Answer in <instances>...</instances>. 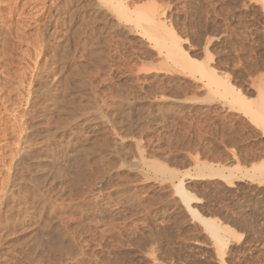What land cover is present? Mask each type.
Returning a JSON list of instances; mask_svg holds the SVG:
<instances>
[{
    "label": "rangeland",
    "instance_id": "1",
    "mask_svg": "<svg viewBox=\"0 0 264 264\" xmlns=\"http://www.w3.org/2000/svg\"><path fill=\"white\" fill-rule=\"evenodd\" d=\"M51 1L0 0V264H264V0H121L124 16L72 0L45 28ZM83 17L100 45L83 47ZM35 36L73 45L58 63L79 107L30 132ZM54 70L38 82L57 83ZM199 215L220 224L223 248Z\"/></svg>",
    "mask_w": 264,
    "mask_h": 264
},
{
    "label": "bare ground",
    "instance_id": "2",
    "mask_svg": "<svg viewBox=\"0 0 264 264\" xmlns=\"http://www.w3.org/2000/svg\"><path fill=\"white\" fill-rule=\"evenodd\" d=\"M51 1V0H50ZM102 2H103V4H105L106 6H108V7H111L114 11H116L119 15H122V16H124V15H128V10H129V8L127 7V5H125L124 4V2L123 1H121V0H101ZM133 1V0H132ZM137 1V0H136ZM131 2V1H130ZM74 2L72 1V0H52L51 1V4L49 5L48 4V6H46L45 5V8H44V10L42 11V14H40V15H45V12L46 13H48L47 14V16H46V18L47 19H45V16H44V19H45V23H43V25H45V28L46 27H52V26H54V25H60L61 23H60V21H59V19L61 18L60 16H61V14L62 13H64L65 11H67L70 7H71V5L73 4ZM132 3V2H131ZM129 4V3H128ZM131 5V4H130ZM129 5V6H130ZM42 6H43V4H42ZM73 6V5H72ZM75 6V5H74ZM136 6V5H135ZM48 7H49V10H47L48 9ZM133 7V6H132ZM41 8V7H40ZM77 8V7H76ZM82 8V7H81ZM135 8V7H134ZM54 9H56V10H54ZM72 9H73V7H72ZM72 9H70V11L72 10ZM75 9V8H74ZM41 10H42V8H41ZM76 10H78V9H76ZM76 10H74V11H76ZM84 10V9H83ZM131 10V9H130ZM40 11V10H39ZM53 11H55V12H53ZM70 11H69V13H70ZM73 11V10H72ZM72 11H71V14H72ZM68 12V11H67ZM66 13V12H65ZM69 13H67V14H69ZM75 13V12H74ZM85 13V12H84ZM102 13H104L103 11H102ZM133 13V12H132ZM131 13V14H132ZM83 14V13H82ZM82 14H80L81 16H82ZM63 15H65V14H63ZM77 14H75V16H76ZM79 15V14H78ZM79 15V17H81ZM85 15V14H84ZM39 16V15H38ZM58 16V17H57ZM69 16V15H68ZM71 16V15H70ZM69 16V17H70ZM90 16V15H89ZM105 16V15H104ZM131 16V15H130ZM134 16V15H133ZM132 16V17H133ZM36 17H37V15H36ZM57 17V18H56ZM60 17V18H59ZM85 17H86V15H85ZM85 17H83L84 19H81L82 21V23H83V25L84 26H82V30H80V32L82 31L83 32V35H82V38H83V40L81 41L82 42V45H83V47H89V46H97V44H99L100 45V39H99V37L97 36V35H95V34H93L94 33V29H96L94 26H92L94 29H90V26L89 25H91L89 22H87V21H89V20H86V18H88V16L85 18ZM93 17V16H92ZM153 17H154V14H153ZM152 17V20L154 19ZM62 18H65V17H63L62 16ZM71 18V17H70ZM91 18V17H90ZM127 18V17H126ZM131 18V17H130ZM138 18V14H137V16H136V19ZM67 19H69V18H67ZM78 19V18H77ZM94 18H92V20H93ZM144 19V18H143ZM16 20V19H15ZM61 20V19H60ZM70 20V19H69ZM68 20V21H69ZM79 20V19H78ZM77 20V21H78ZM95 20V19H94ZM111 20V19H110ZM126 20H128V19H126ZM133 20V19H132ZM146 20H149V18H148V16L146 15ZM67 21V20H66ZM65 21V22H66ZM71 21V20H70ZM73 21V20H72ZM74 21H75V19H74ZM96 21V20H95ZM54 22V23H53ZM65 22H63V23H65ZM79 22V21H78ZM78 22H76V23H78ZM90 22H93V21H90ZM133 21H131V23H132ZM60 23V24H59ZM80 23V22H79ZM82 23H81V25H82ZM94 23V22H93ZM40 25V24H39ZM42 25V26H43ZM70 25V24H69ZM72 25V24H71ZM94 25H95V23H94ZM134 25V24H133ZM41 26V25H40ZM61 26V25H60ZM79 26V25H78ZM112 26H113V24H112ZM135 26H138V23L136 24L135 23ZM59 27V26H58ZM76 27H77V25H76ZM76 27H75V29H76ZM143 27H145V26H143ZM44 28V29H45ZM80 29V28H79ZM78 28H77V31L79 30ZM3 30V29H2ZM7 30V29H6ZM68 30V29H67ZM73 30V29H72ZM8 31V30H7ZM69 31V30H68ZM67 31V32H68ZM75 31V30H74ZM73 31V33H70V32H72V31H70V32H68V34L70 33V34H74L75 36L77 35H81V33L78 31V32H76V34H75V32ZM96 31H97V29H96ZM101 31V30H100ZM152 31V30H151ZM156 31V30H155ZM6 32V31H5ZM43 32V31H42ZM65 32H66V30H65ZM93 32V33H92ZM147 32V31H146ZM8 33H10L9 31H8ZM53 33V32H52ZM77 33H80V34H77ZM119 33V32H118ZM112 34V33H111ZM150 34V33H149ZM10 35V34H9ZM8 35V36H9ZM63 35V34H62ZM65 35H67V34H65ZM5 36H7V35H5ZM40 36H41V34H40ZM73 36V35H72ZM37 37H39V36H37ZM36 36H35V38H37ZM60 37H62V36H60ZM64 37V36H63ZM63 37H62V39H63ZM80 37V36H79ZM35 38H33V39H35ZM47 38V37H46ZM64 38H67V36L66 37H64ZM69 38V37H68ZM70 38H71V36H70ZM77 38V37H76ZM154 38V37H153ZM0 39H2V38H0ZM4 39V41L7 39V38H3ZM58 39H59V37H58ZM72 39H73V45H74V42L75 43H77L76 41H74V36L72 37ZM29 40V39H28ZM69 40H71V39H69ZM76 40H78V38L76 39ZM30 41H32V40H30ZM35 42H32L33 43V45L35 46V47H37V51H36V55L37 56H39V55H41V58L38 60V66L36 67V72H35V74L33 75V77L28 81V84H27V89H26V91H27V95L26 96H24L25 98H24V100H25V105H27V109L25 110V112H24V115L23 116H26V119H24L23 117V119H24V121L23 122H25L26 124H28L27 125V128L29 127V129H31V131L30 132H32V127L33 126H35V124L33 123V121L34 120H32V119H34V118H37V117H41V119L42 118H44V120L46 121L44 124H51V123H53V122H56V121H52V119L53 118H51L54 114H52L53 113V111H56L57 110V112L58 111H64L67 107V110H69V112H70V109H69V105H72V107L74 108L73 110H77L78 109V107L79 106H76V105H74V104H77L75 101H76V98L77 97H79V95H78V93H76L77 92V90L75 91V84L74 83H76V82H71L69 79H71L70 78V76H69V78H68V76H62V73H63V71H62V73H61V71L60 70H62L63 68H61L60 69V67H59V64H60V66H61V62H63V61H65L64 60V57L65 58H67V56H65L66 55V50L67 49H69V48H67L66 50H63V49H65L66 48V46H64L62 43H63V41H64V43L66 42V40H62V41H57V43L55 44V42H52V43H54L53 45H51V44H49L48 43V41H45V36H44V38H42V37H40V38H37V40H34ZM43 41H45V42H43ZM50 41V40H49ZM157 40H155V42H156ZM39 42H42L41 44L39 43ZM3 43V42H2ZM31 43V44H32ZM37 43H39V44H37ZM66 43H69V42H66ZM105 43V42H104ZM102 44H103V42H102ZM72 45V44H71ZM72 45V46H73ZM176 45V44H175ZM72 46H71V48H72ZM75 46H77V45H75ZM74 46V47H75ZM3 47V46H2ZM34 47V48H35ZM73 47V48H74ZM99 47V46H98ZM4 48V47H3ZM71 48H70V50H71ZM76 48V47H75ZM97 48V47H96ZM36 50V49H35ZM50 50H52V54H50V56H46L47 54L46 53H48V51H50ZM60 50H62L61 52H60ZM70 50H67V51H69L70 52ZM73 50V49H72ZM75 50V49H74ZM73 50V51H74ZM88 51H89V49H87ZM93 50V49H92ZM92 50H91V52L90 53H92ZM96 52V51H95ZM88 53V52H87ZM94 53V52H93ZM169 53V52H168ZM46 54V55H45ZM68 54V53H67ZM71 54V53H70ZM96 54V53H95ZM90 55V54H89ZM45 56V58H43ZM71 57H73L72 55H70ZM69 56V57H70ZM48 57V58H47ZM93 57V56H92ZM68 59V58H67ZM66 59V60H67ZM71 59V58H70ZM93 59V58H92ZM60 60H63V61H61L60 63H58ZM35 61V60H34ZM68 61V60H67ZM74 61V60H73ZM66 62V61H65ZM64 62V63H65ZM64 63L62 64V66L64 65ZM37 64V63H36ZM70 64V63H69ZM46 65V66H45ZM44 66L45 67H47L48 68V66H49V69L47 70L46 68H44ZM51 66V67H50ZM63 67H65V66H63ZM67 68H69L68 66H67ZM55 69V70H54ZM60 69V70H59ZM70 69V68H69ZM52 70H54L55 71V73L56 72H59L60 71V76H59V78L58 79H56L57 81H55V82H57V83H54V84H52L51 86H48L49 85V83L48 84H44V85H42L41 83H39L38 82V79L39 78H47L48 76H50V74H51V72H52ZM59 70V71H58ZM18 74V73H17ZM65 74V73H64ZM67 74H68V71H67ZM72 74V73H71ZM16 75V74H15ZM52 75H54L53 73H52ZM59 75V74H58ZM55 76V75H54ZM75 76V75H74ZM20 77V76H19ZM64 77V78H63ZM6 78H8V77H6ZM4 79V80H6L7 81V79ZM75 78H76V76H75ZM10 79V78H9ZM2 80V79H1ZM72 80V79H71ZM86 80V79H85ZM5 81V82H6ZM72 81H74V80H72ZM77 81V80H76ZM88 81V80H87ZM5 82H1L0 84V91L1 90H3L4 91V89H5V87H6V83ZM8 82V81H7ZM20 82V81H19ZM19 82H17V84H19ZM52 82V81H51ZM50 82V83H51ZM8 83H10V80H9V82ZM22 83V82H21ZM9 85V84H8ZM77 85V84H76ZM79 85V84H78ZM78 85H77V89H78ZM17 86V85H16ZM15 86V89L18 87H16ZM14 87V86H13ZM6 90V89H5ZM7 90H8V87H7ZM14 90V89H13ZM8 91H11V89L10 90H8ZM17 91V90H16ZM58 92H62L63 93V96H68V94H69V97L68 98H64L65 100H63L62 99V97L60 98V96H62V95H60L59 97L58 96H56L57 94H58ZM3 94L2 95H4V93L5 92H2ZM237 93L238 94H240L238 91H237ZM6 94V93H5ZM83 94V93H82ZM0 96H1V93H0ZM5 96L6 95H4V97L2 96L1 98V105H2V107H3V109L4 110H6L7 109V107L5 106L6 104H4L5 103V101L4 102H2V100H4V99H6L5 98ZM56 96V97H55ZM39 98L40 100H37L36 102H38V101H41L40 103H39V106H37V109L35 108V106H36V103L34 102V99L32 100V98ZM76 97V98H75ZM4 98V99H3ZM7 98H8V95H7ZM60 98V99H59ZM82 98V97H81ZM8 100H9V98H8ZM7 100V101H8ZM79 100V99H78ZM77 100V101H78ZM91 100V99H90ZM6 101V102H7ZM60 102V104H59V102ZM81 101V100H80ZM79 101V102H80ZM89 101V100H88ZM82 102V101H81ZM83 103V102H82ZM67 104H69V105H67ZM80 104V106H83V105H81V103H79ZM78 104V105H79ZM67 106V107H66ZM86 107H87V105H85ZM2 107H0V108H2ZM71 107V108H72ZM262 107H264V104L262 105ZM35 108V109H34ZM59 108H60V110H59ZM81 108V107H80ZM79 108V109H80ZM83 108V107H82ZM85 108V107H84ZM4 110H0V111H4ZM82 110V109H81ZM72 111V110H71ZM65 112V111H64ZM68 112V111H67ZM67 112H65V113H67ZM5 113V112H4ZM73 113V112H72ZM1 114V113H0ZM51 114H52V116H51ZM60 114V113H59ZM64 114V113H63ZM69 114V113H68ZM11 115H13L12 113H11ZM27 116H29L28 118H27ZM64 117V116H63ZM62 118V117H61ZM64 119V118H63ZM57 120V119H56ZM65 120V119H64ZM41 122H43V121H41ZM58 122V121H57ZM61 122H63L64 123V125H65V121H63L62 119H61ZM61 122H59V123H61ZM261 122H262V124H263V127H264V120H261ZM59 123H58V125H59ZM62 123V124H63ZM20 124V123H19ZM19 124H16V125H19ZM24 124V123H23ZM25 124V125H26ZM40 124V123H39ZM53 124H55V123H53ZM57 124V123H56ZM59 125V129L60 130H62L61 128H63V133H61L62 135V137L64 136V137H66L67 136V133H68V131L71 129V127L69 126V125ZM24 126V125H23ZM52 126V125H51ZM62 126V127H61ZM18 127V126H17ZM19 127H20V125H19ZM18 127V128H19ZM50 127V126H49ZM61 127V128H60ZM16 128V127H15ZM21 129H22V126L20 127ZM25 128V127H24ZM58 128V127H57ZM26 129V128H25ZM24 129V130H25ZM47 129V128H46ZM37 130V129H36ZM30 132H28V134H30ZM54 132V131H53ZM64 132H65V134H64ZM21 133V132H20ZM43 133H45V132H43ZM60 133V132H59ZM73 133H75V131L73 132ZM72 133V134H73ZM27 134V137L29 136ZM32 134V133H31ZM52 134H54V133H52ZM52 134H50V135H52ZM70 135V134H69ZM74 135H76V134H74ZM73 135V136H74ZM32 136V135H31ZM17 137V136H16ZM23 137H24V135H23ZM26 137V138H27ZM68 137V136H67ZM36 138V137H35ZM46 138H47V136H46ZM73 138V137H72ZM24 139H25V137H24ZM29 139V138H28ZM49 139V138H48ZM60 139H62V138H60ZM65 139V138H64ZM67 139V138H66ZM75 139V138H74ZM25 141V140H24ZM28 141V140H27ZM27 141H25V142H27ZM34 141V140H33ZM45 141V140H44ZM47 141V140H46ZM41 142H43V140L41 141ZM68 142V141H67ZM73 142V141H72ZM75 142V141H74ZM46 143V142H45ZM53 143H54V141H53ZM58 143V142H57ZM71 143V142H70ZM44 144V143H43ZM42 144V145H43ZM50 144H52V143H50ZM59 144H62L61 142L59 143ZM58 144V145H59ZM64 144V143H63ZM69 144V143H68ZM67 144V145H68ZM30 145V144H29ZM54 145H56V144H54ZM70 145V144H69ZM63 146V145H62ZM59 147H60V145H59ZM56 148V147H55ZM54 149V148H53ZM66 150V149H65ZM52 151V150H51ZM29 152V151H28ZM55 154V153H54ZM208 169V174H203V175H209V176H214V175H218V176H223V177H225V178H230L229 180H228V182H231L232 181V177L230 176L232 173H229V176H224L223 175V173L222 172H220V170H218V169H212L211 167H209V168H207ZM200 171V170H199ZM14 178V177H13ZM15 182V181H14ZM12 184V183H11ZM19 185V184H18ZM21 185V184H20ZM16 186V185H15ZM32 186V185H31ZM17 187V186H16ZM47 187V186H46ZM22 190V189H21ZM28 190V189H27ZM16 191V190H15ZM29 191V190H28ZM176 191H177V193L180 195V198H181V201H182V203L193 213V214H196L195 213V211H194V209L191 207V205H190V200L193 198L192 196H191V194L182 186V182L180 181V183L179 184H177L176 185ZM18 193H19V191H18ZM6 194H7V192H6ZM12 194V193H11ZM21 194V193H20ZM33 196V195H32ZM11 199V198H10ZM14 199V198H13ZM19 199V198H18ZM17 199V200H18ZM39 199V198H38ZM5 200V199H4ZM21 201V200H20ZM2 202H4V201H2ZM24 202V201H23ZM8 204V203H7ZM19 204H20V202H19ZM16 205V204H15ZM15 205H14V207H15ZM22 205V204H21ZM29 205V204H28ZM10 206V205H9ZM24 206V205H23ZM31 208V207H30ZM16 210H17V208H16ZM21 210V209H20ZM27 211V210H26ZM8 212H10V211H8ZM27 213V212H26ZM8 216V215H7ZM2 217V216H1ZM199 217V219L203 222V224L205 225V228L208 230V232L210 233V235H211V237H212V239L215 241V243H216V245H218V247H221V248H223V246L226 244V243H224L223 242V237H222V235H220V224H217L216 222H215V220L214 219H209V217H204V216H201V215H199L198 216ZM4 224V223H3ZM2 224V225H3ZM4 227H5V225H4ZM11 227V226H10ZM6 228V227H5ZM227 229H229V227H226ZM10 230V229H9ZM37 234V233H36ZM35 234V235H36ZM36 237V236H35ZM47 237V236H46ZM39 238V237H38ZM37 239V238H36ZM46 239V238H45ZM42 241V240H41ZM39 243V242H38ZM45 243H46V241H45ZM49 243V242H48ZM43 245V244H42ZM217 247V248H218ZM217 250H220V248L219 249H217ZM221 256H222V253H221Z\"/></svg>",
    "mask_w": 264,
    "mask_h": 264
}]
</instances>
